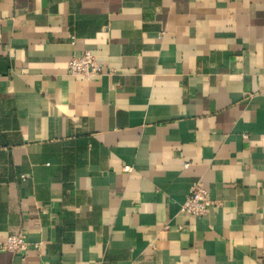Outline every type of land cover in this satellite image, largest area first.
I'll return each instance as SVG.
<instances>
[{"label":"crops","instance_id":"obj_1","mask_svg":"<svg viewBox=\"0 0 264 264\" xmlns=\"http://www.w3.org/2000/svg\"><path fill=\"white\" fill-rule=\"evenodd\" d=\"M0 264H264V0H0Z\"/></svg>","mask_w":264,"mask_h":264},{"label":"built area","instance_id":"obj_2","mask_svg":"<svg viewBox=\"0 0 264 264\" xmlns=\"http://www.w3.org/2000/svg\"><path fill=\"white\" fill-rule=\"evenodd\" d=\"M68 66L71 75L83 77L85 79L103 73L102 65L99 63L96 55L91 51H84L81 55L73 56ZM212 202L210 194L203 186V183L197 181L191 186L189 195L182 205L181 211L196 217H201L207 213ZM30 245L31 243L28 240L27 234L24 231H20L16 234L9 235L1 244V248L12 253H18L27 251ZM35 247L39 249L40 244L36 243Z\"/></svg>","mask_w":264,"mask_h":264}]
</instances>
